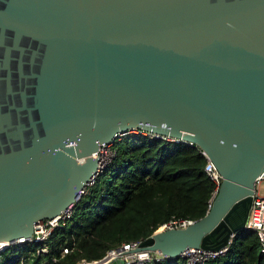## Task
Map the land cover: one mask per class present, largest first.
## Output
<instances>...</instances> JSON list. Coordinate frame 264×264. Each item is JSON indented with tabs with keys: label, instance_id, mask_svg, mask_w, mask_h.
I'll use <instances>...</instances> for the list:
<instances>
[{
	"label": "water",
	"instance_id": "obj_1",
	"mask_svg": "<svg viewBox=\"0 0 264 264\" xmlns=\"http://www.w3.org/2000/svg\"><path fill=\"white\" fill-rule=\"evenodd\" d=\"M134 129L199 147L223 177L204 217L140 247L229 248L264 178V0H0L7 247L61 214L92 154Z\"/></svg>",
	"mask_w": 264,
	"mask_h": 264
},
{
	"label": "trees",
	"instance_id": "obj_2",
	"mask_svg": "<svg viewBox=\"0 0 264 264\" xmlns=\"http://www.w3.org/2000/svg\"><path fill=\"white\" fill-rule=\"evenodd\" d=\"M115 156L71 220L49 239V252L24 243L5 247L0 264H77L102 259L123 243L144 240L172 217L198 220L209 210L216 183L197 146L129 131L114 140ZM64 247L69 252L62 255ZM0 250V251H1ZM113 264V263H108ZM142 264H188L184 257ZM197 264H264L256 231H238L228 251Z\"/></svg>",
	"mask_w": 264,
	"mask_h": 264
},
{
	"label": "built area",
	"instance_id": "obj_3",
	"mask_svg": "<svg viewBox=\"0 0 264 264\" xmlns=\"http://www.w3.org/2000/svg\"><path fill=\"white\" fill-rule=\"evenodd\" d=\"M134 132H142L145 134H149L152 137L158 138L155 134L148 133L146 131L134 129L131 130ZM121 134L119 138L122 136ZM115 140V139H114ZM114 140L110 141L107 144H102L99 150L92 154V156L99 159V164L97 171L88 179L85 186L79 191V193L75 196L74 200L66 207L61 214L53 217V218H45L42 220H38L34 224V229L31 236L28 239L18 240L16 244H24V243H36L39 245L38 254L49 252V239L53 232L56 229L62 228L67 221L71 220L74 215L75 207L80 203L83 197L90 193L91 189L95 186L97 182V178L115 156V151L113 149ZM185 143V142H184ZM189 146H194L190 143H186ZM207 158V163L205 165L206 173L213 179L216 183V188L213 191V194L209 200V209L212 206V203L215 197L218 194L220 185L222 183L223 177L215 164L208 158V156L203 152ZM85 159L83 158L82 161ZM264 185V178L260 177L256 181L255 185V194L254 201L250 211V215L247 221V229H252L257 232L261 249L264 252V193H262V188ZM196 220L188 219V218H178L172 217L169 221L160 225L159 229L156 232L165 231L168 229L175 228H186ZM143 240H137L132 242L123 243L119 247L112 248L107 251V254L100 260L96 261H87L81 260L77 264H97L100 262L101 264L113 263L115 259H121L125 262V264H142L153 259H162L168 258L163 256V254L156 250H145L140 247V244ZM14 244V245H16ZM229 248L222 249L220 251H212L205 250L202 248H189L184 251L181 257L187 259L188 264H197L204 263L205 261L217 258L219 256L224 255ZM69 252L68 247H64L62 250V255H65ZM173 259V258H172Z\"/></svg>",
	"mask_w": 264,
	"mask_h": 264
},
{
	"label": "bare ground",
	"instance_id": "obj_4",
	"mask_svg": "<svg viewBox=\"0 0 264 264\" xmlns=\"http://www.w3.org/2000/svg\"><path fill=\"white\" fill-rule=\"evenodd\" d=\"M9 245V241L6 239H0V250L7 247ZM97 264H101L98 262Z\"/></svg>",
	"mask_w": 264,
	"mask_h": 264
},
{
	"label": "rangeland",
	"instance_id": "obj_5",
	"mask_svg": "<svg viewBox=\"0 0 264 264\" xmlns=\"http://www.w3.org/2000/svg\"><path fill=\"white\" fill-rule=\"evenodd\" d=\"M261 191H262V193H264V185H263V188H262V190H261Z\"/></svg>",
	"mask_w": 264,
	"mask_h": 264
}]
</instances>
